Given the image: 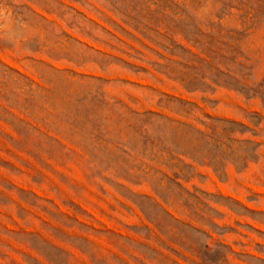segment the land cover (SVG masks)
<instances>
[{
	"label": "rangeland",
	"instance_id": "rangeland-1",
	"mask_svg": "<svg viewBox=\"0 0 264 264\" xmlns=\"http://www.w3.org/2000/svg\"><path fill=\"white\" fill-rule=\"evenodd\" d=\"M0 264H264V0H0Z\"/></svg>",
	"mask_w": 264,
	"mask_h": 264
}]
</instances>
